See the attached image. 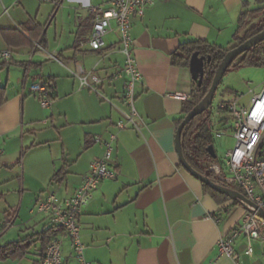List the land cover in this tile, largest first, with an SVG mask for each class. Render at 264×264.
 Returning a JSON list of instances; mask_svg holds the SVG:
<instances>
[{"label":"crops","instance_id":"crops-1","mask_svg":"<svg viewBox=\"0 0 264 264\" xmlns=\"http://www.w3.org/2000/svg\"><path fill=\"white\" fill-rule=\"evenodd\" d=\"M108 1L64 0L56 8L44 0H0V50L13 51L12 62L0 64L6 92V102L0 106V206L8 195L19 194L21 203L31 195L28 215L22 217L23 206L4 208L3 219L16 215L12 228L20 222L19 239L52 227L47 216H30V209L48 193L73 195L90 164L104 153L97 137L106 139L115 132L118 141L111 165L117 178L102 182L80 220L91 264H264V242L253 241L250 256L245 253V236L234 242L235 258L220 254V238L244 221L246 207L234 199L218 204L181 165L176 121L183 116L184 102L191 99L194 81L189 67L172 62V55L190 41L204 40L224 49L239 44L234 40L239 18L254 8L256 0H155L142 17H132L135 54L143 75L136 88L141 133L115 127L129 111L126 76L113 79L124 64L118 32L110 33L100 50L89 45L93 24L88 6ZM30 21L39 26L36 39L24 31ZM2 29H17L27 44L14 36L9 43ZM72 67L98 72V92H83L68 74ZM37 81L54 83L56 90L49 89L51 101L56 105L59 97H66L69 106L55 112L52 104L43 108L30 94ZM63 168V181L53 183L55 172ZM54 236L63 240L66 264H79L64 232ZM39 248L35 242L25 257H32L31 264L39 259Z\"/></svg>","mask_w":264,"mask_h":264},{"label":"built area","instance_id":"built-area-1","mask_svg":"<svg viewBox=\"0 0 264 264\" xmlns=\"http://www.w3.org/2000/svg\"><path fill=\"white\" fill-rule=\"evenodd\" d=\"M56 8L62 6L64 0H44ZM155 0H109L107 5L92 6L88 9L92 15V32L89 45L93 50H100L106 45V37L113 31L119 35L120 50L124 56L122 70L113 76V79L126 76L124 98L129 111L124 113L123 119L116 122L118 130L132 128L141 133L143 121L136 109V88L142 84L143 75L140 71L135 54L134 39L132 36V17H142L145 9L154 4ZM55 58V56L50 55ZM13 60V51L0 50V62L10 64ZM264 63V58H263ZM26 69L25 78L27 77ZM80 80L81 87H89L98 92L94 83L100 78L92 73H86L82 68L74 72ZM92 80L93 84L89 82ZM30 94L35 96L43 108L51 104L50 91L47 82L37 81L30 86ZM252 98L248 104L242 103L244 94H237L228 100H222L212 106L213 137L216 141L231 131L235 144L224 158L217 155L216 161L210 164L209 170L217 179L228 185L239 187L244 196L253 203L246 207L244 221L234 227L232 231L222 236L218 246L220 254L235 258L234 242L240 237L247 238L245 253L254 252L253 241L264 242V86L256 92L250 88ZM181 100L189 97L175 94ZM225 118V119H223ZM228 118V119H226ZM223 119V120H222ZM98 142L103 143L105 150L102 157L90 164V170L83 182L68 197H61L57 193H48L40 198L30 209V215L47 216L52 226L61 228L70 241V248L79 264H91L86 258V246L82 239L80 220L84 209L93 199L94 193L105 180L117 178V170L111 165L115 144L118 135L109 133L108 138L98 136ZM215 147V146H214ZM216 150V148H215ZM217 154V150H216ZM15 214L0 221V236L11 229L15 223ZM214 218V217H213ZM42 264H66L63 240L53 236L48 243Z\"/></svg>","mask_w":264,"mask_h":264},{"label":"trees","instance_id":"trees-1","mask_svg":"<svg viewBox=\"0 0 264 264\" xmlns=\"http://www.w3.org/2000/svg\"><path fill=\"white\" fill-rule=\"evenodd\" d=\"M257 2L261 5L260 7L252 9L248 8L245 12L241 14L239 18L238 29L234 35V40L237 41L239 44L264 31V0H257ZM38 28L39 26L36 23L30 21L28 23V30L24 31L29 36H32L36 39L38 35L35 33V31L38 30ZM1 33L5 40H7L9 43L11 41V37L14 36L15 38H19L20 44H27V40L21 35V33L17 29H2ZM228 50L229 49H224L219 46L210 44L204 40L198 39L182 44L179 48V53H175L172 55L173 64L183 67H189L190 58L196 51L199 52L201 56H205L206 59L211 58V61L207 63L205 67V77L202 86L197 87L196 83L194 82V90L191 99L184 102L182 110L183 116L176 121L177 127L180 125L183 118L207 94L208 90L211 87L215 72ZM263 58L264 41L236 57L230 65L229 69L227 70L226 74L232 70L239 69L242 67L262 66L264 65ZM0 64L7 65V63L2 62ZM222 82L223 80L221 81L220 85L222 84ZM48 88L54 91L56 90V85L54 83L49 82ZM50 98L53 99L54 97H52V95L50 94ZM5 102L6 92L5 88L1 85L0 80V106H2ZM212 106L204 113L196 116L184 128L181 137V147L183 155L188 161V163L202 175L207 176L215 183H218L232 190L241 192L243 194V191L239 187L235 185H228L219 181L217 177L208 168L210 164L216 161L217 159V157L213 158L209 152V147L211 145L215 146V140L213 137V127L211 124ZM65 175L66 170L64 168L56 171L52 178V182H62ZM202 186L205 192L209 193L218 204H223L232 200L231 197L214 190L206 184L202 183ZM235 203L238 204L239 201L236 200ZM62 231L63 230L61 228L57 226H52L34 236H28L24 239H19L16 241L8 242L4 245H0V262H5L8 260L15 261L25 258L33 244H35V242H39V259L33 264H42L46 247L50 242L51 238ZM34 237H37V239L33 240Z\"/></svg>","mask_w":264,"mask_h":264},{"label":"rangeland","instance_id":"rangeland-1","mask_svg":"<svg viewBox=\"0 0 264 264\" xmlns=\"http://www.w3.org/2000/svg\"><path fill=\"white\" fill-rule=\"evenodd\" d=\"M261 5L258 4L257 0L255 1L254 4V8L260 7ZM76 69H74L73 67L70 68V70H68V74L71 75L73 78L78 80V87L81 88V90L84 91H90V88L85 86V87H81L80 86V80L78 79L77 76L74 75L73 72H75ZM94 75H96L97 77H99L98 72L94 73ZM6 76V75H4ZM3 76V77H4ZM6 77H4L5 80ZM90 84L92 82L91 78L89 80ZM94 86H98L97 83H94ZM264 86V65L262 66H252V67H242L239 69H235L230 71L229 73H227L223 79L222 84L219 86L217 93L215 95L214 101H213V106L216 107L220 101L222 100H228L230 98H232L233 96L239 94H244V98L242 99V103L244 104H248L252 98V95L249 94L250 92V88H255L256 92H258L259 90H261ZM13 86L10 85L8 89H10L11 91L13 90L12 88ZM92 93H94L95 91L91 90ZM84 97H81V102L82 104L84 103ZM51 109L52 111L55 112V109L57 111H62L65 108H67L70 104V101L66 100V97H59L58 98V103L55 105V101H51ZM58 106V109H57ZM50 113V110H47ZM59 116V115H58ZM64 119V115L62 114ZM49 117V116H48ZM49 119H51V117H49ZM235 141L234 138L232 137V132L230 131L227 136L222 137L221 139L216 141L215 144V148L217 150V155L219 158H224L225 155L227 154V152L229 150H232L234 147ZM20 158V155L17 157V160ZM17 160H15L13 165H17L16 162ZM30 200H31V195H27L25 197L24 200H22L21 203V199H20V195H12L10 197V195H8L6 197V200L4 201V198L2 199V205L0 206V219L3 220L2 215H4V208L9 210L10 208L13 209H17L19 206H23L22 209V217L24 215H28L26 208L27 206H30ZM31 216V215H30ZM19 221L17 222V224L14 226V228L9 229L7 232H5L2 236V238H0V245L5 244L6 242L10 241V240H16L19 238H22V229L19 228ZM19 264H31L32 263V257L29 256L23 260H18Z\"/></svg>","mask_w":264,"mask_h":264},{"label":"water","instance_id":"water-1","mask_svg":"<svg viewBox=\"0 0 264 264\" xmlns=\"http://www.w3.org/2000/svg\"><path fill=\"white\" fill-rule=\"evenodd\" d=\"M264 41V31L253 36L252 38L237 44L236 46L230 48L228 52L225 54L224 58L222 59L221 63L219 64L211 87L208 90L207 94L193 107V109L183 118L182 122L177 128L175 143H176V150L178 153L179 161L184 169L189 172L193 177L199 180L201 183L206 184L213 188L214 190L226 194L227 196L231 197L234 200L241 202L242 204H248L253 206V203L248 200L244 194L241 192L232 190L230 188L224 187L218 183H215L207 176L202 175L198 171H196L186 160L183 155L182 147H181V137L184 128L193 120L196 116L204 113L207 111L212 105L219 88L221 81L223 80L227 70L229 69L230 65L234 61L236 57L243 54L244 52L252 49L259 43ZM211 61V58L206 59L205 56H201L199 52H194L190 58L189 69L192 75L193 81L196 83L197 87H201L204 77H205V67L207 63ZM210 155L215 158L217 157L215 147L211 145L209 147ZM262 216L264 217V211H262Z\"/></svg>","mask_w":264,"mask_h":264}]
</instances>
